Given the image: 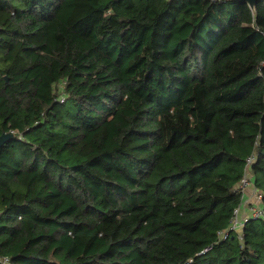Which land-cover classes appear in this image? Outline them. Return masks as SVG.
Wrapping results in <instances>:
<instances>
[{
	"label": "trees",
	"instance_id": "16d2710c",
	"mask_svg": "<svg viewBox=\"0 0 264 264\" xmlns=\"http://www.w3.org/2000/svg\"><path fill=\"white\" fill-rule=\"evenodd\" d=\"M3 134L0 264H264V0H0Z\"/></svg>",
	"mask_w": 264,
	"mask_h": 264
},
{
	"label": "built area",
	"instance_id": "2783aa9c",
	"mask_svg": "<svg viewBox=\"0 0 264 264\" xmlns=\"http://www.w3.org/2000/svg\"><path fill=\"white\" fill-rule=\"evenodd\" d=\"M60 101H63L62 97H60ZM253 159H254L253 156L248 157L247 163H250L251 161H253ZM250 184H252V183L249 180L248 175L246 174L241 179V182H240V186L242 187V191H244L245 187H247ZM253 196H254V201L251 202L250 204H247V206H246L247 213L243 217L239 216V208L234 210V217L232 219L230 229L237 231V232H240L241 227L244 225V223H245V221H247V219H249V218H252V219L264 218V204L261 203V197H260L258 192L257 193L255 192ZM222 235H223L222 237H226L227 232H224ZM2 264H7V259H4Z\"/></svg>",
	"mask_w": 264,
	"mask_h": 264
},
{
	"label": "crops",
	"instance_id": "0c3cea01",
	"mask_svg": "<svg viewBox=\"0 0 264 264\" xmlns=\"http://www.w3.org/2000/svg\"><path fill=\"white\" fill-rule=\"evenodd\" d=\"M254 193H255V188L253 186V184L248 185L247 187H245L244 191H243V203L242 206L240 208V217H243L246 213H247V204H250L251 202L254 201Z\"/></svg>",
	"mask_w": 264,
	"mask_h": 264
},
{
	"label": "water",
	"instance_id": "95a60500",
	"mask_svg": "<svg viewBox=\"0 0 264 264\" xmlns=\"http://www.w3.org/2000/svg\"><path fill=\"white\" fill-rule=\"evenodd\" d=\"M229 1H231V2L245 1L249 4L250 8L254 10V8H255V6L259 0H229ZM7 137H8V135H6V134L0 135V146L5 141V139Z\"/></svg>",
	"mask_w": 264,
	"mask_h": 264
}]
</instances>
